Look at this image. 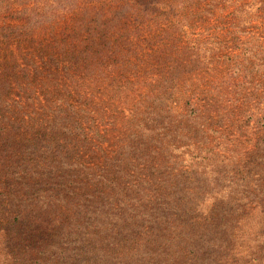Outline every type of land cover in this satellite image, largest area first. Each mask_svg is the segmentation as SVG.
<instances>
[{"label":"trees","instance_id":"obj_1","mask_svg":"<svg viewBox=\"0 0 264 264\" xmlns=\"http://www.w3.org/2000/svg\"><path fill=\"white\" fill-rule=\"evenodd\" d=\"M210 18L238 54H221L215 37L184 40V28ZM258 19L264 0H0V115L37 135L35 165L64 181L57 209L88 263L264 264V81H254L264 79V37L241 40ZM114 72L140 90L112 141L88 91ZM214 125L254 137L251 150L197 149L222 133ZM189 151L197 169L220 173L186 184L168 164ZM233 169L246 171L244 186L198 197L225 175L235 180Z\"/></svg>","mask_w":264,"mask_h":264},{"label":"rangeland","instance_id":"obj_2","mask_svg":"<svg viewBox=\"0 0 264 264\" xmlns=\"http://www.w3.org/2000/svg\"><path fill=\"white\" fill-rule=\"evenodd\" d=\"M217 24L220 23L213 18L207 19L204 23L191 24L192 27L183 30L184 40L198 37L203 41L215 37L210 40L221 43L225 40L228 41V29ZM251 24L252 29L250 31L253 32V36H242L241 40L244 44L249 43L248 40L255 41L260 36L261 38L264 37V21L258 19ZM156 35L154 33L153 36ZM224 46L225 44L222 43L219 47L221 54L229 53L230 56H233L239 53L238 50L228 49V46L224 49ZM4 54V52L1 54V58ZM142 54H151V51L145 50ZM143 59L153 63L146 56ZM2 61L4 62L3 59ZM103 69L108 70V68ZM149 69L146 65L138 67L140 72ZM105 76H108V80L99 79V82L96 81L98 88L91 89L88 93L91 95L90 98L94 104L98 106L97 110H92V117L96 119L99 130L101 132L110 130L108 136H117L115 139H111L115 141L121 136L119 133L126 126L128 110L133 107L134 100L137 99V93L134 92V89L140 90V87L138 84H130V82L134 83L135 79L129 73H125L129 83L120 79L119 76H117V80H112L111 77L115 78V72L113 74L106 73ZM258 76L255 77L254 81L263 82L264 79ZM120 88L122 89L120 90ZM251 92L252 86H246L243 88L242 94H250ZM37 94L40 95L43 92L37 91ZM3 98L5 97L3 96ZM7 98L15 99L14 95L7 96ZM3 103H1L0 114L4 111ZM248 106L251 109L250 105ZM12 110L13 112L16 111L15 106H12ZM10 119V121L5 120L0 115V264H90L87 262L88 259L82 249H71L68 245L70 241L67 239L65 220L60 216L57 209L63 207L61 188L64 181L57 182L45 171H40L36 167L35 161L38 158L31 147L37 145V135L31 129L27 132L22 131V126L15 120V117H10ZM113 122L116 124L115 127L111 126ZM27 124L30 127L35 126L34 124ZM226 125L230 130L231 127ZM214 129L216 131L221 130L222 133L218 136H210L209 142L197 149L207 147L226 158L231 155L232 151L233 153L241 152L244 156L251 150L253 145L251 142L254 137L228 134L222 126L214 125ZM45 139L41 138V141ZM190 152L188 153L190 154ZM195 152L187 155L188 157L182 155L181 152L173 153L172 157L176 159L174 162L169 161L168 164L169 166L175 164V172L181 170L184 179H186V184L196 179V174L210 176L212 173H220V170L201 171L197 169ZM239 159L240 156H237V160ZM228 171L232 172L230 176L236 175L237 178L231 181L225 175L219 182L212 184L210 189L202 190L198 197L204 201H209L211 198L219 199L224 192V187L228 186L230 182L229 186L232 184L244 186L248 182V177L245 176L246 171H243V174L235 169ZM41 174L42 178L39 177ZM189 174L192 176L189 177ZM59 183H62V186H57ZM243 197L245 196H237L236 198Z\"/></svg>","mask_w":264,"mask_h":264}]
</instances>
